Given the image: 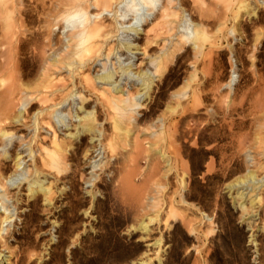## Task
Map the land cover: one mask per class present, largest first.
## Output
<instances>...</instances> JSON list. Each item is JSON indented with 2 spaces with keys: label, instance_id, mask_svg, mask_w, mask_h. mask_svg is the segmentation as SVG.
<instances>
[{
  "label": "rangeland",
  "instance_id": "rangeland-1",
  "mask_svg": "<svg viewBox=\"0 0 264 264\" xmlns=\"http://www.w3.org/2000/svg\"><path fill=\"white\" fill-rule=\"evenodd\" d=\"M58 1L19 3L16 19L29 12L23 30L40 33L44 50L34 43L16 49L18 64L32 54L38 64L43 55L66 56L71 26L52 27ZM155 5L139 6L136 32L126 28L131 14L115 22L125 2L101 12L100 51L82 53L75 71L54 69L51 90L58 91L48 104L73 92L58 119L44 115L67 145L65 171L35 174L38 143L50 148L52 129H35L40 104L24 113L12 102L1 124L13 135L0 138L7 184L0 188V264H264V0ZM183 24L205 31L199 52L192 39L180 40ZM108 69L110 84L95 78ZM138 72L151 79L149 90ZM103 87L134 97L128 134L114 127ZM18 112L22 118L12 121ZM88 112L92 132L81 127ZM247 172L255 180L236 183ZM35 178L50 186V201L41 191L30 196Z\"/></svg>",
  "mask_w": 264,
  "mask_h": 264
},
{
  "label": "bare ground",
  "instance_id": "bare-ground-1",
  "mask_svg": "<svg viewBox=\"0 0 264 264\" xmlns=\"http://www.w3.org/2000/svg\"><path fill=\"white\" fill-rule=\"evenodd\" d=\"M168 1L171 3V0ZM20 2L21 0H0V53L3 58L0 62V97L2 98L0 105V138L13 135L12 132H9L1 124L4 120L10 119L8 112L11 111L10 106H12L14 100L18 101V105L21 104L24 107V113L35 108L37 104H40L39 110L35 114V129L39 124H45L51 128V122L45 120L44 115H49L51 119L59 117V105L68 100L73 93L69 92L68 95H63L59 101L48 104L53 100L55 92L58 91V89L51 90L54 86V69L65 67L68 68L69 72L75 71L83 62V60L80 59L82 53L92 52L96 54L100 51L99 42L95 39L102 36L101 32L105 28V25L100 21L101 19H99L101 12H110L114 4L117 6L125 2L126 9L123 10V12L120 11V14L117 15L119 11L116 9V15L114 16L115 22L117 24L120 20L124 21L125 17L131 14L135 22L128 25L126 28L136 32V24L140 18H142L143 14L140 12L141 8H139V6H142L146 10L152 7L155 8L157 0H65V2L59 0V3L56 5V13L53 15L52 27L57 25L61 20L66 21V23L71 26L66 56L62 58L60 54L57 53V57H55L53 61H49V57L47 58V56L43 55L40 59V64L37 63L38 59L34 54L29 55V58H32L29 64L24 62L18 64V60L16 61V49L25 50L30 43H34L37 47L44 50V44L37 42L39 39L38 36L41 35L40 33L32 34L23 30L24 20L30 21L31 16L29 12L26 10L22 11L24 19L21 18L19 21L16 19V13L21 14L19 8ZM89 6L98 7V12L90 15L87 11ZM242 7H244V5L239 6V8ZM122 23L123 22H120L118 24L122 25ZM182 27L183 32L180 35V40L187 42L192 39L195 43L196 51L199 52L200 49H202V43L207 39V35L203 28L199 26L191 29L186 24H183ZM19 35H22V37H19ZM120 46L129 48V46L123 43ZM113 49L114 47H109L105 55L108 57L111 52L113 53ZM161 59L162 58H157L155 60V73L157 74L161 73L163 70L160 66L162 63ZM113 74L114 72L108 69L104 70L95 78L106 84H110ZM137 75L139 77L145 76L143 85H145V89L149 90L151 79H149L148 76L146 77L145 72H138ZM114 90L116 89L103 87L100 90V94L103 96L104 102L115 111V116H113L114 127L128 134L129 128H127V126L131 123V119L133 118L131 108L137 105V103L134 101L132 95L128 97H123V93L115 95L120 91ZM21 118V112L11 117L12 121H19ZM80 120L82 121V131L92 132L95 130L94 116H92L91 113H86ZM52 134L50 148L40 143L41 140L38 143L40 144L38 159L41 167H35V174H42L43 167L54 170L56 173H61L66 170L67 145L58 139L56 131L53 129ZM74 136H78V133L74 134ZM33 152L34 149L29 147V154L31 155ZM20 164L21 157L17 156L14 165L19 166ZM5 169L4 165L0 164V188L3 189L4 192L7 190V184L5 182L6 177L4 176ZM254 180L255 175H253L252 172H247L245 177L240 178L236 183ZM28 190L30 196L41 191L47 197L48 201L51 199L50 186L44 187L42 182L39 181V178H35L33 181L29 182ZM9 217L10 215H5L2 220L5 221ZM207 218L209 219V217ZM1 238H3V236L0 234V239ZM5 243L6 241L4 245ZM4 256L5 255H2L0 251V260H2ZM21 258L22 256H20L17 262H20ZM6 262L7 264L10 263L8 258H6Z\"/></svg>",
  "mask_w": 264,
  "mask_h": 264
}]
</instances>
